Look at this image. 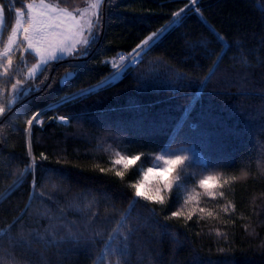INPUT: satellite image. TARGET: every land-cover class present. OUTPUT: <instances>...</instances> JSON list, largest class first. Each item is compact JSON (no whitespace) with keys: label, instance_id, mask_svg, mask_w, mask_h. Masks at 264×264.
Segmentation results:
<instances>
[{"label":"trees","instance_id":"trees-1","mask_svg":"<svg viewBox=\"0 0 264 264\" xmlns=\"http://www.w3.org/2000/svg\"><path fill=\"white\" fill-rule=\"evenodd\" d=\"M31 1L0 3L9 17ZM44 1L74 13L88 2ZM96 30L87 55L78 48L42 67L26 80L28 95L0 117L3 264H93L121 213L134 229L128 264H264V0H115ZM161 31L138 64L95 85L115 57ZM9 58L10 81L0 68L4 104L11 84L37 61L23 38L0 64ZM37 112L41 123L28 126ZM57 115L67 122L50 119ZM117 152L140 159L125 170L114 163ZM171 155L188 159L172 174V189L153 183L165 202L133 197L129 185L144 183L151 167L164 168L157 156ZM27 165L35 167L21 177ZM205 176L217 178L202 188ZM174 211L183 214L171 217ZM18 233L34 239L10 243Z\"/></svg>","mask_w":264,"mask_h":264},{"label":"snow or ice","instance_id":"snow-or-ice-1","mask_svg":"<svg viewBox=\"0 0 264 264\" xmlns=\"http://www.w3.org/2000/svg\"><path fill=\"white\" fill-rule=\"evenodd\" d=\"M41 4L43 5L44 0H40ZM108 3L110 6L115 2V0H88V6L89 8H91L93 11V14L95 15V10L100 8L102 6L103 3ZM197 2V0H190V3L195 5ZM22 7H24L22 5ZM33 7L32 4H28L27 8L31 9ZM189 7L188 4L185 5L184 8L180 9L179 12H174L172 13L174 18H178L184 11L185 9H187ZM4 8L3 5H0V13H3ZM68 15H71L70 13H68ZM16 16H17V25H19L20 23V17L22 16V12L20 9H17L16 11ZM74 19H79L78 17H74ZM103 21V12L101 11L99 13L98 19L93 22V21H89L88 22V27L89 29H92V33H91V37L90 38H85L83 40V43L91 46L92 43L95 42V39L98 35L97 32V28L98 25L101 24ZM0 24H2V22H0ZM28 24L29 27L24 29L25 33H28L30 29H33V35L29 36V35H25L24 39L27 41V48L28 49H32L37 55H39L41 57V59L32 66V68H30L28 70V74L27 76L21 80V79H17L15 81V83L11 84V89H12V93H13V97L12 99H8L7 100V104L4 103H0V117L4 116L7 112L12 111V105H13V100H18L20 99L21 96H27L28 92L25 91V82L27 79L34 77L37 73H36V69L40 68L41 65L45 64L46 61L44 59L45 55H48L52 58H56L59 59L58 57L55 56L56 51H60L62 53H67V54H71L74 50H75V44L76 43H81V41L77 40L75 43H73L72 46L70 47H64L63 46V42L61 41L60 44H55V45H50L49 48L47 49H43L39 46H37L38 44H41V42L46 39V37L42 34L44 31H46V29L53 27L52 24H48V25H41L40 27L37 28H33V19L31 17V15H29L28 17ZM58 26V25H57ZM13 35L8 37V42L7 45L4 47V50L2 52H0V57L2 56H8V53L10 51V47L12 44L15 43V36L14 34L17 32V27H13L11 29ZM51 35L55 36L58 35L56 33H52ZM157 35V33H152V35L150 37L147 38V40L141 41L140 44H137L136 49L141 48V45H147L148 42ZM34 39H35V43H34ZM217 39L218 40H223V37L219 36V34H217ZM136 49H133V52H136ZM221 51H223V49H221ZM79 55H87V49L85 48L81 53H79ZM131 55V54H130ZM221 57L217 56V61H219ZM125 57L124 56H120V60H124ZM214 62V63H216ZM12 67V60L11 58L8 59L7 61V65L5 66L4 64H0V68H3V73L2 75H6L9 76V81L11 80V75L9 73V69ZM115 67V65H114ZM41 73L43 72V68H40ZM28 88H33L34 86L32 85H28ZM38 90V89H36ZM84 92L90 91L89 89H84L82 90ZM4 95V90L0 89V96ZM73 96L77 95V94H72ZM61 99L64 100H71L72 97H62ZM41 113L37 112L34 113L33 116L29 119H27L26 123L28 126H34L36 124H40L41 123ZM50 119H57L61 122H67V117L65 116H59V117H54V118H50ZM26 132L28 131V129L25 130ZM43 155V154H41ZM117 155V159L114 161L115 164H123V167L125 170H127L129 168L130 165H134L139 159L140 156L139 155H134L131 157L128 156H122L120 155L119 152L116 153ZM158 160H163L164 163V168L161 170L160 175L163 176L164 174H167L168 177L170 178H165L162 179V183H163V187L165 190H170L173 188V182L174 179L178 178V177H173V173L177 172V169L179 168V166L183 165L184 162L188 159L187 156L185 155H171V156H157L156 157ZM35 165H27L26 168L20 172V176L23 177L24 175V171H29L31 168H34ZM101 172H105V171H110V169H100ZM148 173H153V169L149 168ZM115 175L117 177H120L121 179H123L124 177V171H116ZM217 177L214 176H205L204 178L199 180V184L200 187L202 188H206L207 184L210 180H215ZM233 179H235V177H233ZM17 181H14V183L12 185H9V190L14 187L15 183ZM225 183H227V181H225ZM130 188L135 189V191L132 193L133 197H139L142 198L144 200L147 201H155L158 204H163L165 202V197L161 195V190L160 188H156L155 190H151V189H147L145 187V185L143 183H136V184H130L129 185ZM211 194V193H209ZM0 197H5L6 198V193L4 192H0ZM194 199L193 196H189V200ZM136 201H130L129 202V207L128 209H126L128 215H131V211L134 208ZM187 203V201H186ZM155 209H151L150 212H154ZM201 212L204 211V209H200ZM183 213L180 211H174L171 213V217H178L180 215H182ZM98 214L96 212H92L90 213V217H96ZM209 215H211V213H209ZM165 219H170V217H165ZM188 219H191V213H189L188 215ZM94 222L93 220L89 219V223ZM17 223H19L17 221ZM130 223L128 221V216L125 215L124 213L120 214V218L116 221V227H114L111 232L108 234V240L104 241V244L106 246V251L105 254L103 256H99V254L97 255V259L93 260V264H97V260L99 262V264H128V260L126 259V257H128L129 255V241H130V237L131 234L133 233L134 229L132 227H126V224ZM16 227L15 224H11L8 227V231H12L14 228ZM4 235V233H0V236ZM68 239H77L78 238L75 236V234L71 231L68 230L66 233ZM95 236L100 237L101 233L97 232L95 233ZM33 237L31 235V233H29V235L27 237L20 235L19 233L17 234V236L15 238H13L10 243H23L24 245H28L30 243V241H33ZM36 242H38V238H35ZM109 241L114 242L115 246H112L111 244H109ZM79 246V245H77ZM0 264H3V259L0 258ZM11 264H17V262L13 259L11 261Z\"/></svg>","mask_w":264,"mask_h":264},{"label":"rangeland","instance_id":"rangeland-1","mask_svg":"<svg viewBox=\"0 0 264 264\" xmlns=\"http://www.w3.org/2000/svg\"><path fill=\"white\" fill-rule=\"evenodd\" d=\"M33 1H40V0H33ZM28 4H30V3H28ZM27 5L25 6V8H16V9H13L12 11H10L9 17L6 16L5 10H4V15H5V19H6L5 20V30L7 31V36L8 37L11 36V35H13L11 29L13 27H17V32L14 34V36L17 37V35H19L17 37L18 40L20 38H23L24 39V28L28 24V17L30 15V9L27 8ZM17 9H20L21 12H22V16L19 18L20 19L19 25H17V16H16ZM100 9H101V7L98 8V9H96L95 10V13L96 14L94 15L93 14V11L94 10H92L91 8H89L88 2H87L85 5H83L74 14L75 17H78L79 19L78 20L75 19L74 21L72 20L70 23H69V21L68 22H64V23H60V21H63V20H61L59 18H56L55 19L56 20V23H55V22H53V17L50 16L51 18L49 19V22L48 23L53 25V27H51L50 30L53 31V32H58V34H62L63 36H65L68 39V41L69 40L70 41L72 40V42L75 41V40H79L80 41L81 40V37L80 36H83L85 32H86V34L88 36L87 38H90L91 33H92L93 30L92 29H89L88 22L90 20L93 21V22H95L97 20V17H98V14L100 12ZM41 19L43 20V19H47V18L46 17L44 18V17L40 16V20ZM48 23L46 22L45 25H48ZM159 33H157V34H159ZM156 38H153L152 39V42ZM83 40L81 41V45L78 48H81V49L87 48V44L83 43ZM24 41H25V39H24ZM40 59H41V57H40ZM44 59H45V57H44ZM118 60H119V57L118 56L114 58L113 63H112L113 64V68H114V65L115 66L117 65ZM34 64H32V65H34ZM45 64L41 65L40 68L44 67ZM32 65H30V67L26 70V75L28 74V70L30 68H32ZM40 68H37L36 69V73H38L40 71ZM122 73H120L119 75H117L113 79L118 78ZM25 91H27V90H25ZM13 102H14V100H13ZM59 116H63V115H57V117H59ZM151 168L153 169V173H148L146 175V178L147 179H146V181L143 184L145 185V187L147 189L154 190L153 183H155L156 181H158L159 183H162L161 182L162 179H165L167 177V174H164L163 176L160 175L161 170L163 169V167H157V166H155V167H151Z\"/></svg>","mask_w":264,"mask_h":264},{"label":"crops","instance_id":"crops-1","mask_svg":"<svg viewBox=\"0 0 264 264\" xmlns=\"http://www.w3.org/2000/svg\"><path fill=\"white\" fill-rule=\"evenodd\" d=\"M29 3L33 5V7L30 9V15L33 19V28L40 27L42 24L45 25L46 22L48 23L49 19L51 18L50 16L53 17V22H55V23H56V20H55L56 18L63 20V21H60V23H64V22H68V21L70 23L72 20L73 21L75 20L74 19V17H75L74 12H70L68 10L59 8V7H57L51 3H48L46 1L43 2V5L41 4L40 1H32ZM0 5H2V4L0 3ZM68 13H70L71 15H68ZM40 16H42L44 18L46 17L47 19H43V20L41 19L40 20ZM5 20L6 19H5V15H4V11H3V13H0V22H2V24H0V52H2L4 50V47L7 45V42H8L7 31L5 30ZM27 27H29V24H27V26H25V28H27ZM52 33L58 34V32L51 31L50 28L46 29V31H44L42 33L46 37V39H44L41 42V44H38L37 46L41 47L43 50V49L49 48L50 45L60 44L62 41L64 47H70L73 45V43H75L77 41V40H75L73 42H72V40L68 41V39L65 36H63L62 34H58V35L53 36V35H51ZM25 35L32 36L33 35V29H30L28 33L24 32V37H25ZM18 36L19 35H17V37ZM17 37H15V43L11 45L9 53L12 51V49L14 48L16 43L19 41L17 39ZM80 37H81L80 41H82L83 39L87 38L88 36L85 32L84 35L80 36ZM34 43H35V39H34ZM25 44H26V48H27V41L26 40H25ZM80 45H81V43H76L75 44V50L70 55H72L78 49V47ZM28 50L35 53L32 49H28ZM70 55L67 53H62L58 50L55 53V56L58 58L68 57ZM36 56H37V61H36V63H37L40 60V56L37 54H36ZM56 60H57L56 58H52L48 55H45V61H46L45 65H48V64H50Z\"/></svg>","mask_w":264,"mask_h":264},{"label":"built area","instance_id":"built-area-1","mask_svg":"<svg viewBox=\"0 0 264 264\" xmlns=\"http://www.w3.org/2000/svg\"><path fill=\"white\" fill-rule=\"evenodd\" d=\"M152 39L148 42L147 45H142L141 48L136 49V52H131V53L122 52V53H120L118 55L119 60L117 62V65L113 68V70L110 73H108L104 78H102L95 85L97 86L99 84H103V83H106L108 81H111L114 77H116L117 75L122 73L129 66H133V65L138 64L139 61L142 59L144 51L152 43ZM120 56H124L125 59L123 61L120 60Z\"/></svg>","mask_w":264,"mask_h":264},{"label":"water","instance_id":"water-1","mask_svg":"<svg viewBox=\"0 0 264 264\" xmlns=\"http://www.w3.org/2000/svg\"><path fill=\"white\" fill-rule=\"evenodd\" d=\"M105 5H106V2L103 3V20H104V17H105ZM80 59H81V57H80ZM55 66H56V63H54L53 66H52V69H51V72H50V75H49V79H48L47 82H49V80H50V78H51V76H52V74H53V72H54ZM73 75H74V72H73V71H69L66 75H63V76L61 77V79H60V83H61V84H64L65 81H66L67 79L71 78ZM16 106H18V104H17ZM13 109H14V108H13ZM13 109H12V110H13Z\"/></svg>","mask_w":264,"mask_h":264},{"label":"bare ground","instance_id":"bare-ground-1","mask_svg":"<svg viewBox=\"0 0 264 264\" xmlns=\"http://www.w3.org/2000/svg\"><path fill=\"white\" fill-rule=\"evenodd\" d=\"M164 30H165V29H164ZM164 30H163V31H164ZM163 31H161L159 34H157L156 37L158 38L159 35H161V33H162ZM156 37H153V38H156ZM83 58H84V57H83ZM95 84H96V83H95ZM90 87H91V86H90ZM77 95H78V94H77Z\"/></svg>","mask_w":264,"mask_h":264}]
</instances>
